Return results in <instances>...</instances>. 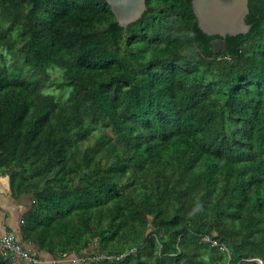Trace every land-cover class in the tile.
Listing matches in <instances>:
<instances>
[{"label":"trees","instance_id":"1","mask_svg":"<svg viewBox=\"0 0 264 264\" xmlns=\"http://www.w3.org/2000/svg\"><path fill=\"white\" fill-rule=\"evenodd\" d=\"M191 1L146 0L123 29L104 0H0V178L24 249L264 264V0L219 53Z\"/></svg>","mask_w":264,"mask_h":264},{"label":"water","instance_id":"2","mask_svg":"<svg viewBox=\"0 0 264 264\" xmlns=\"http://www.w3.org/2000/svg\"><path fill=\"white\" fill-rule=\"evenodd\" d=\"M111 9L120 28L139 20L146 10V0H104ZM192 9L200 30L212 41L214 53L226 50L224 39L247 34L250 25L245 23L248 0H192Z\"/></svg>","mask_w":264,"mask_h":264},{"label":"crops","instance_id":"3","mask_svg":"<svg viewBox=\"0 0 264 264\" xmlns=\"http://www.w3.org/2000/svg\"><path fill=\"white\" fill-rule=\"evenodd\" d=\"M9 184L6 178H0V237L10 234L18 241L19 230L21 229L23 217V205L21 200H15L9 192ZM30 252L38 253V248H27ZM39 257L43 260L42 264H53L54 260L48 258L44 252L38 253ZM73 259H68L54 264L70 263Z\"/></svg>","mask_w":264,"mask_h":264},{"label":"built area","instance_id":"4","mask_svg":"<svg viewBox=\"0 0 264 264\" xmlns=\"http://www.w3.org/2000/svg\"><path fill=\"white\" fill-rule=\"evenodd\" d=\"M0 254L7 260L8 264H20L22 262L27 264H42V261L32 257L29 251L17 243L14 236L10 234L0 237Z\"/></svg>","mask_w":264,"mask_h":264},{"label":"rangeland","instance_id":"5","mask_svg":"<svg viewBox=\"0 0 264 264\" xmlns=\"http://www.w3.org/2000/svg\"><path fill=\"white\" fill-rule=\"evenodd\" d=\"M51 75L54 78H59L60 77V73L58 71H51ZM51 92L55 95H59L60 93H58L57 91L51 90ZM251 262L255 263V264H262L260 261L257 260H252Z\"/></svg>","mask_w":264,"mask_h":264}]
</instances>
